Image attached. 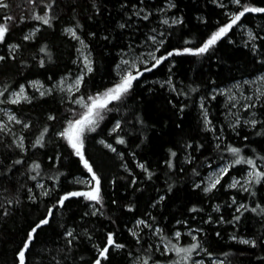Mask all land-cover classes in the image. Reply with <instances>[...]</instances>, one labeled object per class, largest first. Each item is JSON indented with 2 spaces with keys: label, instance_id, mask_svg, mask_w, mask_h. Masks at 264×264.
Returning <instances> with one entry per match:
<instances>
[{
  "label": "trees",
  "instance_id": "trees-1",
  "mask_svg": "<svg viewBox=\"0 0 264 264\" xmlns=\"http://www.w3.org/2000/svg\"><path fill=\"white\" fill-rule=\"evenodd\" d=\"M93 0H58L57 19L54 21L53 27H45L38 34V41L22 40L25 30L32 25L31 21L21 22V25H15L8 37V42L15 40L24 45L21 52H18L17 59L12 61L10 58L0 61V84L11 82L12 84L22 82L20 77L24 79H35L45 81L50 71H55L57 77L68 69L75 71L76 65L74 60L77 56L76 42L63 32L66 23L72 22L73 17L80 19L84 27L80 30L81 34L88 42L89 48L92 50L95 72L90 74L92 78L89 83L101 86L109 77L111 67L117 62L119 57V49L127 46L129 43L137 40V36L143 39L144 22L139 19L140 28H133L130 31L121 30L117 27L123 15L119 8L121 0H95L98 6L103 5V12L100 15L94 14L91 8ZM135 2V0H133ZM155 7H162L163 0H148ZM9 8H0V16H5L9 12L17 18L21 14H29L24 5L26 0H8ZM177 7L168 9L167 11L174 16L184 15L182 26H172V39L169 46H179L185 36L191 35L199 37L206 32L207 25L215 24L219 16L223 15L222 10L211 3V0H176ZM199 15L207 16V21H201L197 18ZM248 14H246L247 16ZM89 16H94L89 20ZM158 15L154 14V19ZM243 19V18H242ZM253 24L264 19L260 14H251ZM247 23V20H245ZM151 25V24H150ZM149 25V26H150ZM252 26V25H249ZM167 28V26L165 27ZM88 32H95V37L87 36ZM104 33H108V39H104ZM135 33V34H132ZM168 43V42H166ZM192 41L191 45H194ZM44 44L50 50L53 56L51 61H47L41 68L33 59V56L46 55L39 53V47ZM139 47V46H138ZM7 51L6 43H0V53ZM213 54L215 58H213ZM21 59L32 60L27 67L21 66ZM177 64L173 66L171 73L168 71L167 63L158 66L142 75L139 83L135 84V94L130 93L127 103L123 105L121 111L117 113L115 110L105 117V121L101 122V128L97 131L100 134L106 132L112 121L117 118H126L124 121V132L127 143L119 145L117 152L113 153L106 149L103 145L96 143V137L88 134L86 140L87 155L91 160L95 161L97 170L104 177V215L86 217L83 222L80 216L90 211L89 204L84 198H69L66 205L62 208L57 206L54 209V217H50V225L42 226L39 230L35 243L32 245V252L40 254L44 249L54 250L57 242L62 240L60 230L62 225H72L77 228L80 233V243L75 250L74 257L69 264H81V260L90 264L94 258L93 244L96 242H106V232L113 231L118 242L124 243V249H116L111 247L109 258L102 264H129V251L136 255L137 245L135 238L127 231V228L133 224L136 217H144V214L151 212L152 216H156L157 221L165 228V232L170 235L169 229L180 227L175 224L176 220H187L189 226L194 224L203 228L204 232L198 233L204 247L212 251L218 258L221 252H229L228 260L230 264H264V217L250 211L246 216H242L241 221L237 224H231V217L234 214L231 207L230 197L238 193V199H245L252 202L255 199L264 197V188L256 185L258 189L256 197L246 196L245 193L239 192L238 189H227L218 187L214 193H203L191 187V184L197 178L192 173V168H197L201 174L200 178L206 174V169L210 168L207 164H201L202 157H208L210 153L215 151L213 134L211 131L202 127V117L200 108L197 103L200 96H206L207 92L213 88L223 86L235 80L251 77L264 70V65L259 61H254L249 49L244 46L242 36L236 30V26L231 32V39L222 38L218 41L217 46L212 53H205L202 56L194 54H182L177 57ZM169 75L172 77V83L175 87L183 91H188L195 85H200L196 92L190 93L189 96L178 95L173 92L169 84H159L156 82L159 78L167 80ZM93 91L96 88H92ZM148 103H137L136 98L141 96ZM60 98L57 93L46 97H38L35 101L21 102L14 105L11 102L0 104V106L8 107L16 112L21 119L32 120V127L25 129L27 141L30 142L35 138L38 129L42 127L46 120V113L55 112L57 119L50 124V133H46V145L44 148L33 150L29 148L28 161L34 158H41L42 171L40 176L48 184L50 181L45 175L51 172L50 164L47 157L55 156L56 152L61 153V159L57 164V170L61 172L62 180L61 188L67 190L76 180V177L86 175V170L82 166H78L77 158L69 155L66 142L58 140L54 133L61 125L64 116L63 106L60 105ZM174 100L175 104L168 103ZM180 103L187 104L183 110L184 115L180 116L179 112L175 113L174 107H178ZM209 107L210 119L217 127L222 123L227 129L222 118V101L219 96L216 99L207 101ZM124 109H127L125 111ZM259 111V110H258ZM139 112L144 124H139L134 120V116ZM131 113V115L129 114ZM174 119L183 120V126L177 129L173 123ZM260 117L258 116V120ZM264 127V126H262ZM21 131V127L18 129ZM261 131L260 128L256 129ZM248 137V141H244V137ZM226 140L241 141L246 146H251L252 141L257 144H264V139L260 136L252 134V129L244 127L239 130V136L231 133L230 130L225 132ZM191 139L194 143L199 141L203 146L201 149L190 147L187 152L183 151V144L177 148V156L172 157L174 167L169 169L165 166L164 161L168 159L166 155L167 148L173 143ZM112 142V141H110ZM10 150H6L0 145V160H4L7 156L4 166L14 157L8 155ZM123 152L121 157L119 153ZM135 153V157L132 156ZM185 155H189L192 159H185ZM214 159V157H213ZM137 160L143 161L152 171L149 178L143 175V169L136 166ZM121 163H127L132 168V172H127L121 168ZM26 165L22 162L16 172H11L10 179L12 185L0 181V189L8 191L0 192V203L3 202L4 196L9 195L10 191H14L17 183L19 184H35L30 181L29 175L24 173ZM238 167V166H237ZM2 171V169H0ZM69 174L71 178H69ZM239 173H232L238 175ZM136 175L138 182L133 184L131 176ZM115 177V180H113ZM222 178L223 183H227L228 179ZM171 185L172 191H168ZM25 190L21 189V193ZM160 193L165 196L163 201L158 202L154 208H150L152 200ZM10 198H14L11 197ZM112 200H117V204H112ZM132 202L136 206L133 209L123 207L125 203ZM52 203L49 197L42 198V202L21 200L19 204L9 205L12 209L7 215L0 212V264H14L13 249L19 243L20 238L24 235L25 229L30 223L42 212L45 211L46 204ZM193 203H198L200 207L196 210L189 211ZM213 203H219V210L212 207ZM213 216V221H207L208 216ZM220 216H224L229 223H215ZM88 228L92 231L95 240H89L81 231ZM147 228L141 229V232H147ZM221 233L216 236V232ZM248 235L253 238L259 236L261 243L256 246L245 245L239 241L228 239L230 235ZM146 244L147 241H144ZM230 250V251H229ZM46 255V253H45ZM159 254H157L158 256ZM169 257L174 253H169ZM205 260L210 258L204 256ZM35 259L30 253L29 264ZM208 264H211L210 262Z\"/></svg>",
  "mask_w": 264,
  "mask_h": 264
},
{
  "label": "snow or ice",
  "instance_id": "snow-or-ice-1",
  "mask_svg": "<svg viewBox=\"0 0 264 264\" xmlns=\"http://www.w3.org/2000/svg\"><path fill=\"white\" fill-rule=\"evenodd\" d=\"M213 5H217L223 15L219 16L215 24L207 25V31L202 33L199 37L191 35L185 36L183 42L179 46H169L172 39V26H182L184 15L170 16L166 14V10L177 7L176 0H163L162 7L153 8L148 0H121L119 8L123 15L117 21V27L121 30H128L131 32L133 28H140L139 19L144 22L143 27L145 32L140 33L143 39L137 36V40L129 43L127 46L119 49V59L111 67L109 77L101 86L90 84L92 78L90 74L95 72V63L92 50L88 46V42L81 34V29L84 25L80 19L73 17L72 22H68L63 27V32L71 37L76 42L77 56L74 60L76 65L75 71L68 69L62 75H56L55 71H50L47 77V84L40 79H24L20 77L22 82L12 84L11 82L0 84V104L11 102L14 105H19L25 101H35L38 97H46L55 95L60 92V105L63 106L64 116L61 125L54 135L58 140L66 142L69 155L77 158L78 166L86 170V175L75 180V183L67 190L61 188L60 181L62 175L57 170V164L61 159V153L56 152L55 156L49 155L48 161L52 162L50 168L52 171L46 172L50 183L46 184L45 180L41 178L42 171L41 158L37 157L28 161L29 148L39 150L44 148L46 141V133H50V124L56 119V113L49 111L46 113V120L42 127L38 129L35 138L30 142L27 141L25 129L32 127V120H24L11 109L0 108L4 118L0 119V145L6 150H10L8 155L14 158L4 166L8 157L0 160V181L12 185L10 179L11 172H16L22 166V162L26 165L25 173L29 175L30 181H35V184H19L17 183L14 191H10L9 195H5L3 202L0 203V212L7 215L12 211L9 205L19 204L21 200L42 202V198L49 197L52 203L46 204L45 211L41 213L36 220L32 221L25 229L24 235L20 238L19 243L13 249L14 264H29L30 253L35 259L32 264H69L74 257L81 237L77 228L72 225H62L60 235L61 241L57 242V247L54 250L44 249L42 253L37 254L32 252V245L35 243L39 230L42 226L50 225V217H54V209L57 206L61 208L66 205L69 198H84L90 202L87 207L91 210L84 212L80 216V221L89 216L97 214L103 216L104 212V177L97 170L95 161L88 157L86 149V140L89 138L88 134L96 137V143L103 145L111 152H117L119 145L127 143L125 135L121 134L124 130V121L126 118H117L112 121L110 127H107L104 134H100L97 130L101 128V122L105 121V117L114 110L119 113L123 105L127 103L130 93L135 94V84L139 83V78L142 75L162 66L167 63L168 71L171 73L173 66L177 64V57L182 54H194L195 56H202L205 53H212L217 46L218 41L224 39H231V32L234 26L239 27L245 36L244 46L249 49L254 61H259L264 65V19L253 24L251 14H260L264 17V0H211ZM57 4L58 0H26L24 5L29 14H21L17 18L10 12L5 16H0V43H6L7 51L0 53V61L17 59V53L21 52L24 45L15 40L8 42V37L15 25H21V22L31 21L32 25L28 27L22 40L38 41V34L45 27H53L54 21L57 19ZM10 5L8 0H0V8L7 9ZM95 15H100L103 12V5L98 6L95 0L91 4ZM154 14H159L156 17L157 21L153 24ZM246 14H248L246 16ZM94 16H89L92 20ZM197 18L201 21H207V16L199 15ZM243 18V19H242ZM247 20V23H245ZM152 24L150 27L149 25ZM252 25V26H249ZM167 26V28H165ZM135 34V33H132ZM87 36L95 37V32H88ZM104 39H108V33H104ZM195 41L194 45L191 42ZM168 42V43H166ZM139 45V47H138ZM143 51H140V49ZM39 53L46 55L33 56L35 62L43 68L47 61H51L53 56L51 50L44 44L39 49ZM213 58H215L213 54ZM21 66L27 67L32 63V60L21 59L19 61ZM168 84L173 92L178 95L189 96L190 93L196 92L200 85L191 87L188 91L181 92L172 83V77L169 75ZM163 83V81H162ZM253 84L252 89H246L243 85ZM264 84V73L253 76L249 80L243 82L236 81L226 88H214L207 92L206 96H200L197 101L200 114L202 117V127L205 130L211 131L213 134V141L215 151L210 153L208 157L201 158V164H207L211 170L208 171L207 176L200 178L201 174L197 168H192L191 171L197 176L191 184L193 189L202 191L203 193H214L218 188L238 189L239 192L245 193L246 196L256 197L258 189L256 185L264 188V144H257L256 141L251 142V146H246L241 141L226 140L225 132L230 130L231 133L239 136V130L244 127L252 129V134L260 136L264 139V87L259 86ZM29 87L35 91H29ZM92 88H96L95 91ZM217 93L227 94V101L230 106L227 109L226 118L230 120L227 124V129L223 123L217 127L213 119H210L209 107L207 101L209 99H216ZM143 93L136 98V102L147 104L145 99H142ZM168 103L175 104L174 100H169ZM187 104L180 103L178 107H174V116L179 112L180 116L184 115L183 110ZM259 108V111H253ZM236 109V111H233ZM127 111V109H124ZM244 110H248L243 115ZM131 115V113H129ZM257 116L260 119H257ZM139 124L143 125L144 120L141 118L139 112L134 116ZM173 123L177 129L182 128L183 120L174 119ZM21 126V131L16 130V126ZM261 131L257 132L256 129ZM112 141V142H110ZM244 141H248V137H244ZM183 144V151L187 152L190 147L201 149L203 146L199 141L195 143L188 139L173 143L171 147L167 148L166 155L168 159L164 161L165 166L171 169L174 167L172 157L177 156V148ZM121 157L124 153H119ZM135 153L132 156L135 157ZM214 157V159H213ZM185 159H192L189 155H185ZM136 166L143 169V175L152 176V171L149 170L147 164L143 161L137 160ZM238 166V167H237ZM121 168L131 173L132 168L128 167L127 163H121ZM11 170V172H10ZM239 173L232 175V173ZM231 176L229 183H223L222 178L227 179ZM69 178H71L69 174ZM133 184L138 182L136 175L131 176ZM115 180V177H113ZM21 189L25 191L21 193ZM39 189V192H37ZM8 191L0 189V192ZM168 191H172L171 185L168 186ZM14 197V198H10ZM165 196L158 193L156 198L152 200L150 208H154L158 202L163 201ZM233 215L231 217V224H237L241 221L242 216H246L248 212L256 213L264 217V197L255 199L252 202L245 199H238V193L230 197ZM117 200H112V204H117ZM136 205L132 202L123 205L126 209H133ZM219 203H213L212 207L219 210ZM200 207L198 203H193L189 211L196 210ZM207 221H213V216H208ZM229 223L220 216L215 223L220 224ZM175 224L180 227L169 229L170 235L165 232V228L157 221L156 216H152L151 212L144 214V217H136L133 221V226L128 227L127 231L135 238L136 255L129 251L128 257L132 258V264H208L201 254L210 258L211 264H230L228 260L229 252H221L219 258L207 247L203 246L198 233L204 232L203 228L192 224L189 226L187 220H176ZM146 227L147 232L142 233L141 229ZM183 232L191 238V242L183 244L180 242ZM85 237L90 241L95 240L92 231L88 228L81 230ZM219 231L216 236H220ZM232 241H239L245 245L256 246L261 243V238L257 236L253 238L248 235L233 234L228 237ZM144 241H147L145 244ZM111 247L116 249H124V243L118 242L113 231L106 232V242H96L93 244L94 258L91 259L90 264H102L110 255ZM230 251V250H229ZM46 253V255H45ZM169 253H174L169 257ZM157 254H159L157 256ZM200 257V258H197ZM81 264H86L81 260Z\"/></svg>",
  "mask_w": 264,
  "mask_h": 264
},
{
  "label": "rangeland",
  "instance_id": "rangeland-1",
  "mask_svg": "<svg viewBox=\"0 0 264 264\" xmlns=\"http://www.w3.org/2000/svg\"><path fill=\"white\" fill-rule=\"evenodd\" d=\"M166 14H168V15H170V16H174L173 14H170L167 10H166ZM157 15H159V14H157ZM157 17H158V16H157ZM156 22H158L157 19H154V20H153V24L156 23ZM151 26H152V24L150 25V27H151ZM165 27H166V26H165ZM236 30H237L238 33L242 36L243 41H245V36L243 35V33L241 32V30L239 29V27L236 26ZM138 46H139V45H138ZM140 51H143V49L141 48ZM118 59H119V57H118ZM261 73H264V70L261 71V72H259V73H257V74H255V75H253V76H257V75H259V74H261ZM253 76H251V77H245V78H243V79L235 80V81H233V82H236V81L243 82L244 80H249V79H251ZM35 79H37V78H35ZM162 81H163V83H162ZM156 82H158L159 84H168L167 80H163V79H160V78H159ZM233 82L227 83V84H225V85H223V86L216 87V88H226V87H229V86H231V85L233 84ZM259 86L264 87V84H260ZM243 87L246 88V89H252V88L254 87V85H253V84H246V85H243ZM213 89H214V88H213ZM28 90H29V91H35L34 89H31L30 87H29ZM57 95H58V96H61L62 94H61L60 92H57ZM217 96H219V97L221 98V101H222V107H221V108H222V113H221V114H222L223 121H224V123H225L226 126H227V124L230 123V120H228V119L226 118L227 109H228V107L230 106V103H234L235 101L228 102V101H227V94H225V93H217ZM0 108H3V109H9L8 107H4V106H3V107L0 106ZM258 110H259V108L254 109L253 111H257V112H258ZM233 111H236V109H233ZM247 111H248V110H244V112H242L241 114L243 115V114L246 113ZM3 118H4L3 113L0 112V119H3ZM257 119H258V116H257ZM20 127H21L20 125H17V126H16V130L18 131V129H19ZM18 132H19V131H18ZM210 170H211V168L208 169V171H210ZM208 171L206 172V174H205L204 176H207ZM80 177H82V176L76 177V180L79 179ZM230 180H231V177L228 179V182H227V183H229ZM37 192H39V189H37ZM89 203H90V202H89ZM89 209H90V208H89ZM90 210H91V209H90ZM132 226H133V224H132L130 227H132ZM197 235H198V234H197ZM180 242L183 243V244H186V243L191 242V238L187 235V233L183 232V228H182V237L180 238ZM201 256H202V254H201ZM202 257H203V256H202ZM197 258H200V257H197ZM206 261H208V263H209V262L211 263V260H210V259H209V260H206ZM129 264H132V258H130V262H129Z\"/></svg>",
  "mask_w": 264,
  "mask_h": 264
}]
</instances>
